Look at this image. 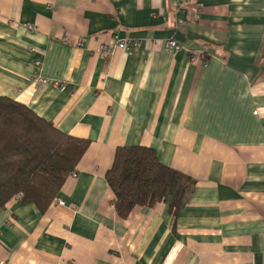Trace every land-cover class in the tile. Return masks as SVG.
I'll return each instance as SVG.
<instances>
[{"label":"crops","instance_id":"obj_1","mask_svg":"<svg viewBox=\"0 0 264 264\" xmlns=\"http://www.w3.org/2000/svg\"><path fill=\"white\" fill-rule=\"evenodd\" d=\"M0 95L89 140L45 211L0 207V264H264V0H0ZM125 145L194 178L175 218L118 216Z\"/></svg>","mask_w":264,"mask_h":264},{"label":"trees","instance_id":"obj_2","mask_svg":"<svg viewBox=\"0 0 264 264\" xmlns=\"http://www.w3.org/2000/svg\"><path fill=\"white\" fill-rule=\"evenodd\" d=\"M89 140L69 135L26 105L0 95V207L16 196L45 211ZM118 216L165 202L176 217L194 191L191 176L162 163L148 146H118L105 173Z\"/></svg>","mask_w":264,"mask_h":264},{"label":"built area","instance_id":"obj_3","mask_svg":"<svg viewBox=\"0 0 264 264\" xmlns=\"http://www.w3.org/2000/svg\"><path fill=\"white\" fill-rule=\"evenodd\" d=\"M28 29H33L32 25L26 26ZM113 39V45L107 46V45H101L100 50L107 55L113 54L115 49H121L124 51H129L131 49H135L139 46V41L133 40L129 37L123 36L120 37L117 33H113L112 36ZM79 44V43H78ZM165 48L171 52L174 53L178 51L179 49V43L175 39H168L165 43ZM195 59L193 58L192 61ZM37 81H44V79L40 75H36ZM69 177H76V172L73 171ZM15 199H20V196H16ZM58 203L63 204L64 202L61 199L56 200Z\"/></svg>","mask_w":264,"mask_h":264}]
</instances>
